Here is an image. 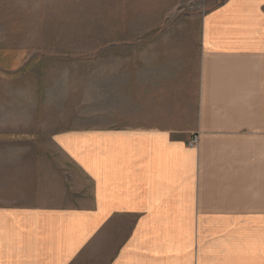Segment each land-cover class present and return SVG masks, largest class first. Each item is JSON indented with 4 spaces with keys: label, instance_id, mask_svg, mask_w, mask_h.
<instances>
[{
    "label": "crops",
    "instance_id": "0c3cea01",
    "mask_svg": "<svg viewBox=\"0 0 264 264\" xmlns=\"http://www.w3.org/2000/svg\"><path fill=\"white\" fill-rule=\"evenodd\" d=\"M156 34L128 53L130 126L0 150V264H264V0L209 7L194 50Z\"/></svg>",
    "mask_w": 264,
    "mask_h": 264
},
{
    "label": "rangeland",
    "instance_id": "374dc122",
    "mask_svg": "<svg viewBox=\"0 0 264 264\" xmlns=\"http://www.w3.org/2000/svg\"><path fill=\"white\" fill-rule=\"evenodd\" d=\"M221 1L0 0L1 152H46L58 131L130 126L128 53L159 30H183L194 50L203 13ZM20 164L7 159L8 184Z\"/></svg>",
    "mask_w": 264,
    "mask_h": 264
},
{
    "label": "built area",
    "instance_id": "2783aa9c",
    "mask_svg": "<svg viewBox=\"0 0 264 264\" xmlns=\"http://www.w3.org/2000/svg\"><path fill=\"white\" fill-rule=\"evenodd\" d=\"M196 142H197V136L195 135V136L192 137V139L190 140L189 143L193 145V144H195Z\"/></svg>",
    "mask_w": 264,
    "mask_h": 264
}]
</instances>
